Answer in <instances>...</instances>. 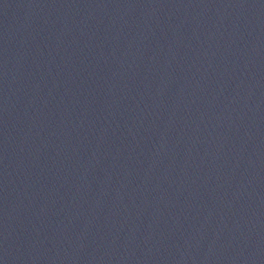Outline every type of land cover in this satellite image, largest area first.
Segmentation results:
<instances>
[{
  "label": "water",
  "instance_id": "obj_1",
  "mask_svg": "<svg viewBox=\"0 0 264 264\" xmlns=\"http://www.w3.org/2000/svg\"><path fill=\"white\" fill-rule=\"evenodd\" d=\"M248 1L0 0V264H83Z\"/></svg>",
  "mask_w": 264,
  "mask_h": 264
}]
</instances>
